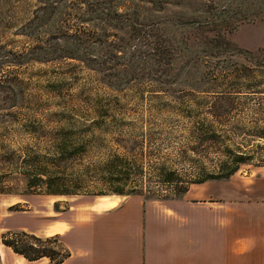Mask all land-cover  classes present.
Masks as SVG:
<instances>
[{"label":"rangeland","instance_id":"obj_1","mask_svg":"<svg viewBox=\"0 0 264 264\" xmlns=\"http://www.w3.org/2000/svg\"><path fill=\"white\" fill-rule=\"evenodd\" d=\"M198 17L243 19L229 30L189 21ZM262 47L264 0H0L2 254L4 232L52 235L56 210L86 198L112 205L191 188L264 199L263 140L253 133L264 126ZM222 94L249 103L212 108ZM202 123L251 148L253 161L193 182L219 156L198 137ZM39 172L70 193L30 185ZM10 252L6 264H41Z\"/></svg>","mask_w":264,"mask_h":264},{"label":"crops","instance_id":"obj_2","mask_svg":"<svg viewBox=\"0 0 264 264\" xmlns=\"http://www.w3.org/2000/svg\"><path fill=\"white\" fill-rule=\"evenodd\" d=\"M56 212L47 233L61 234L71 252L57 264H264V199L235 201L233 190L130 193L112 205L86 198ZM3 249L6 264L15 251Z\"/></svg>","mask_w":264,"mask_h":264},{"label":"trees","instance_id":"obj_3","mask_svg":"<svg viewBox=\"0 0 264 264\" xmlns=\"http://www.w3.org/2000/svg\"><path fill=\"white\" fill-rule=\"evenodd\" d=\"M242 19L243 17L221 19L213 18L212 20H203L199 19L198 17L193 18V20L190 19L189 21L197 22L200 26L201 24H204L208 29H220L225 26V29L229 28V30H234L238 26V21ZM260 50H264V47H262ZM246 68L251 69L248 67ZM254 70V68L251 69V71ZM244 103L246 105L249 102L248 99L243 102L242 96L222 94L216 96L215 100L211 104V107L214 109L222 110L224 108L229 109L230 106L243 105ZM222 114L223 112L219 111L215 114V116L221 117ZM201 125L202 126L198 128L200 132L198 137L200 138L201 142H207L208 140H211L215 148L218 150L219 156L212 170H207L206 166H200L201 172L198 174V176H196L194 180H192L193 182H204L209 179L229 178L239 170L242 164L251 163L253 161L255 154L251 151V148H248L243 144H232L227 137L228 134H226V130L225 132H222V134H218L216 129H209L206 123H202ZM253 131V133L258 137L259 140H263L262 144L257 143L256 145L264 148V126L254 127ZM262 164H264V160H262ZM45 174H47V172L36 173V183H32L31 178H29V181L31 183L30 185H44L47 193H70V190L58 187L56 177L54 178V175ZM187 189L188 188L183 189V191L177 195H181ZM2 241L3 244L5 243L6 245L10 246L16 253L23 255L29 260H37L42 257L48 256L50 258V262L48 264L60 263L71 253L70 249L65 245V242L62 240L61 234L59 233L42 236L35 233L34 231H29L26 229L7 230L2 234ZM0 264H3L1 252Z\"/></svg>","mask_w":264,"mask_h":264},{"label":"bare ground","instance_id":"obj_4","mask_svg":"<svg viewBox=\"0 0 264 264\" xmlns=\"http://www.w3.org/2000/svg\"><path fill=\"white\" fill-rule=\"evenodd\" d=\"M1 253H2V251H1Z\"/></svg>","mask_w":264,"mask_h":264}]
</instances>
